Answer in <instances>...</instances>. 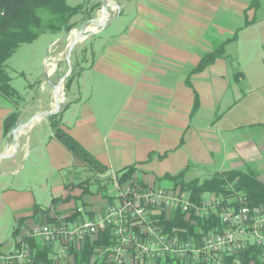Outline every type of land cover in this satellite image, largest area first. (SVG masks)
Returning <instances> with one entry per match:
<instances>
[{
  "label": "crops",
  "instance_id": "crops-1",
  "mask_svg": "<svg viewBox=\"0 0 264 264\" xmlns=\"http://www.w3.org/2000/svg\"><path fill=\"white\" fill-rule=\"evenodd\" d=\"M111 2L119 5L111 9L112 17L118 10L120 14L108 26L121 19L124 23L109 35L96 30L89 47L84 44L90 36L75 46V68L67 78L64 106L54 119L121 178L135 166L133 179L149 185L159 178L177 187L171 177L203 181L230 170L253 173L264 182V68L245 67L237 60L241 33L258 32L249 44L264 40V0ZM101 9L94 17L102 16ZM222 43L225 54L198 69L202 57ZM61 55L52 59L59 62ZM50 69L45 74L51 79L56 64ZM74 81L77 91L70 98ZM47 83L40 84V94L47 91ZM46 94V104L33 93L22 102L0 95V154L13 152L11 131L19 119L26 123L36 113L55 108L54 89ZM52 125L51 116L35 118L17 134L13 157L0 160V186L2 176L17 174L28 161L30 171L41 163L50 174L57 172L58 180L64 170L72 176L55 180L62 189L52 186L54 196L44 208L36 203L34 191L2 187V199L17 212L19 222L13 250L21 228L70 213L79 206L71 203L73 198L100 196L99 205H83L86 215L108 202L100 188L106 181L55 137ZM20 217L30 222L20 224Z\"/></svg>",
  "mask_w": 264,
  "mask_h": 264
},
{
  "label": "built area",
  "instance_id": "built-area-1",
  "mask_svg": "<svg viewBox=\"0 0 264 264\" xmlns=\"http://www.w3.org/2000/svg\"><path fill=\"white\" fill-rule=\"evenodd\" d=\"M100 176L111 188L103 209L86 215L77 206L21 228L17 248L0 250V264H34L36 250L29 239L49 246L52 264H72L73 250L99 239L95 257L100 264H264V203L252 204L233 184L196 201L181 186L122 181L112 170ZM179 216L186 226L176 224Z\"/></svg>",
  "mask_w": 264,
  "mask_h": 264
},
{
  "label": "trees",
  "instance_id": "trees-1",
  "mask_svg": "<svg viewBox=\"0 0 264 264\" xmlns=\"http://www.w3.org/2000/svg\"><path fill=\"white\" fill-rule=\"evenodd\" d=\"M100 8L101 1L92 3V0H84L77 5H71L67 0H0V95L15 102H19L16 99H21V95L11 83L12 79L7 69V61L20 46L34 42L45 31L67 33L78 26L79 22L74 20L75 17L81 14L89 15V10L95 11ZM91 18L92 16H87L85 20ZM235 39L236 36L230 41ZM226 43H222L220 47L205 54L198 69L208 66L218 57L223 56ZM69 79L66 85H68ZM51 117L53 118L52 128L55 137L68 150L92 171L97 173L107 171L105 165L60 126L59 122L54 119L55 115ZM136 170L135 166L128 167L123 174L122 181L133 179ZM171 179L175 180L176 185L190 189L193 199L196 201L202 199L207 193L226 192L230 184H233L250 197L252 204L264 203V182L260 181L253 173L230 170L216 173L203 181L184 182L179 176L171 177ZM104 185L102 184L100 188H104ZM176 224L187 225L183 216L177 218ZM104 236L107 239V235ZM100 240L94 245L85 243L81 249L73 250L74 262L72 264H100L95 257L96 249L101 246ZM28 242L36 250L34 264H52L50 248H44L35 239H29Z\"/></svg>",
  "mask_w": 264,
  "mask_h": 264
},
{
  "label": "rangeland",
  "instance_id": "rangeland-1",
  "mask_svg": "<svg viewBox=\"0 0 264 264\" xmlns=\"http://www.w3.org/2000/svg\"><path fill=\"white\" fill-rule=\"evenodd\" d=\"M71 5H77L82 3L84 0H67ZM100 0H92V3H97ZM102 5V4H101ZM99 9L92 11L89 10V15L81 14L74 18L75 21L79 22L78 26L72 29V37L69 40H65L60 45H56L57 41L61 40L65 35L62 33H54L51 31H45L40 34L37 40L32 43H26L20 46V48L9 58L7 61V69L11 76V83L13 87L21 95V99H16L19 102H22L24 98H27L28 94H36L37 100L41 97L42 103L46 104L49 100L48 95L46 94L51 89H53L50 83H47V91L44 94H40V84L45 80V73L48 72L50 67L54 68L56 64V71L51 76L52 81H59L69 69L67 60L61 57L59 62L54 61L52 58H57V54L62 53L63 56L67 50V47L70 41L75 36V30L86 21L87 16H94ZM86 12V13H88ZM123 19H121L117 24L112 27H106L101 31V35H109L113 30L118 31L123 25ZM92 28V27H91ZM254 36H258V32H253L252 30L243 32L239 36V48L240 56L237 58L238 62L243 66H248L249 68L257 67L264 68V40H261L259 37L258 43L256 41L253 44H249V41L253 40ZM89 40L84 44L85 46H90V43L94 41V37L90 36ZM57 41L54 43V40ZM76 49H80L77 47ZM75 53V51H74ZM72 56V53H71ZM74 56L71 57L72 69L75 68ZM52 62V63H51ZM58 67V68H57ZM66 83L67 80L63 83V93L66 94ZM32 89V90H31ZM77 91V81H74L68 89L69 97L72 96ZM43 96V97H42ZM66 97V95H65ZM31 161L27 162L25 168L21 169V175L17 178H13L18 175L9 173L6 176H2L3 185L0 186V250L6 252L13 250L15 247V238L13 232L16 226L19 224L17 219V212H14L10 207L5 204L2 199V187H17L18 189H25L34 191L36 196V203L44 208L52 200L54 193L52 192V186L54 188L57 186L56 181L63 182L67 178H72L68 170L63 171L62 178L58 180L57 172L50 174L49 169L43 167L41 163L32 171L27 168L31 165ZM86 171V170H85ZM194 172V171H192ZM5 175V174H4ZM52 176V177H51ZM91 176V175H90ZM186 179H190L188 176ZM202 178V177H201ZM56 180V181H55ZM154 186L169 188L174 186V182L169 179H154ZM106 186V185H105ZM60 190L62 189L61 184L57 186ZM53 188V189H54ZM92 188L95 190L96 186L92 185ZM111 188L104 187L102 192L104 195H110L109 190ZM72 204H77L79 206L89 205V207L97 206L101 203L100 196L85 194L82 198H73L71 201ZM94 203V204H90ZM21 218V217H20ZM21 223L28 224L30 222L27 218H21ZM25 225V224H24ZM23 225V226H24Z\"/></svg>",
  "mask_w": 264,
  "mask_h": 264
},
{
  "label": "water",
  "instance_id": "water-1",
  "mask_svg": "<svg viewBox=\"0 0 264 264\" xmlns=\"http://www.w3.org/2000/svg\"><path fill=\"white\" fill-rule=\"evenodd\" d=\"M102 4V16L101 17H94L91 19H88L84 21L76 30H75V36L73 39L70 41L67 50L65 52L64 58L67 60L69 69L68 72L59 80V81H52L46 74H45V79L52 85L54 89V99H55V108L52 110H47V111H41L33 115L26 123H24V118L22 117L19 119L14 128L12 129V140L11 144L13 147V152L10 155H6L4 153L0 154V160L2 159H8L12 158L14 153L18 151V139H17V134L24 128H27L28 126L31 125L33 120L37 117H49L54 115L55 113L59 112L62 107L64 106V101L62 102L61 97H60V89L63 90V83L67 80V78L70 76L72 73V65H71V53L75 46L78 44V42L84 38L88 37L90 35L95 34L97 31L96 30H101L104 29L106 26L114 22L120 14V10L117 11L115 17H112L111 9L116 6V8H119V5H115L114 3L111 2V0H101ZM94 26L95 30L90 31V28ZM72 37V30L65 33V35L62 37L61 40L57 41L56 45H60L62 42L65 40H69ZM64 95V93H63ZM65 99V95H64ZM62 102V103H61ZM2 175V173L0 172Z\"/></svg>",
  "mask_w": 264,
  "mask_h": 264
},
{
  "label": "bare ground",
  "instance_id": "bare-ground-1",
  "mask_svg": "<svg viewBox=\"0 0 264 264\" xmlns=\"http://www.w3.org/2000/svg\"><path fill=\"white\" fill-rule=\"evenodd\" d=\"M92 28L95 29L94 26H92ZM52 70H53V67H51L50 71H52ZM60 97H61V100H64L63 90H61V89H60Z\"/></svg>",
  "mask_w": 264,
  "mask_h": 264
}]
</instances>
